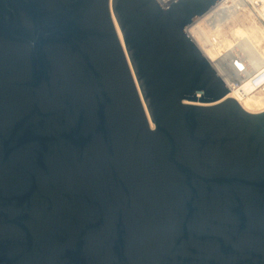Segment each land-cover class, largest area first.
Listing matches in <instances>:
<instances>
[{
    "label": "water",
    "instance_id": "water-1",
    "mask_svg": "<svg viewBox=\"0 0 264 264\" xmlns=\"http://www.w3.org/2000/svg\"><path fill=\"white\" fill-rule=\"evenodd\" d=\"M217 0H0V264H264V110L185 31Z\"/></svg>",
    "mask_w": 264,
    "mask_h": 264
},
{
    "label": "bare ground",
    "instance_id": "bare-ground-1",
    "mask_svg": "<svg viewBox=\"0 0 264 264\" xmlns=\"http://www.w3.org/2000/svg\"><path fill=\"white\" fill-rule=\"evenodd\" d=\"M251 1L252 0H220L214 7L204 12L187 25L188 33L196 39L200 49L226 78L229 76L227 70L232 73H235L238 69L243 72H249L251 69L259 67L264 60V53H262L264 51H262L260 55L257 53L253 56L251 55L254 50L257 49L256 47H258V45H263L264 43V25L261 22V19L264 18V0H256L259 8L258 10L256 9L258 11L256 14L253 13L255 17L258 18V21L260 19L259 22L261 23L257 24V26H253L255 29L250 28L247 35L250 40L256 44L255 48L249 50L248 55L250 56L247 55L239 62L232 59L235 43L232 41L225 43L221 40L222 36L219 33V30H225L230 24L238 22V18L240 19L241 16H243L241 10L249 8V3ZM238 7L242 9H238ZM210 11H212L210 15V24H205L204 22L199 23L198 21L203 19ZM203 26H211L212 29H210L211 31H204ZM229 90L245 110L249 112H261L264 110V86H257L245 77L239 88L229 87ZM258 94L261 96L259 97Z\"/></svg>",
    "mask_w": 264,
    "mask_h": 264
},
{
    "label": "rangeland",
    "instance_id": "rangeland-1",
    "mask_svg": "<svg viewBox=\"0 0 264 264\" xmlns=\"http://www.w3.org/2000/svg\"><path fill=\"white\" fill-rule=\"evenodd\" d=\"M251 2L253 3V6L250 5L249 6L250 9L245 8L244 10H241V13L243 14V16H241L240 19L238 18V20H237L238 22H234V23L230 24V26H229L230 28L228 27L225 30H223V29L219 30V33L222 36L221 37L222 41H224L225 43H229L231 41L233 43H235L234 44L235 49L232 52L233 56L231 58L234 59L235 61H238V62L243 60L244 57H246L248 55V52L250 49L255 48L256 44L254 42H252L247 35H248L250 28L255 29V27H253V26H255V25L257 26V24H260L262 22V19H261V22H259L260 19L258 21V18H256L254 15L258 12L257 10L259 8V6L257 5V1L252 0ZM254 5L256 6V8ZM203 27H204L203 28L204 31H211L210 29H212L211 26H209V27L203 26ZM213 31H215V30H213ZM256 48L258 50L257 49L254 50V52L251 54L252 56L256 53L259 55L264 53V52H262V51H264V43H263V45L262 44L258 45V47H256ZM248 56H250V55H248ZM258 96L260 97L261 95L258 94Z\"/></svg>",
    "mask_w": 264,
    "mask_h": 264
},
{
    "label": "built area",
    "instance_id": "built-area-1",
    "mask_svg": "<svg viewBox=\"0 0 264 264\" xmlns=\"http://www.w3.org/2000/svg\"><path fill=\"white\" fill-rule=\"evenodd\" d=\"M161 4L165 5L166 3H168L170 0H159ZM220 0H217L209 9H211L212 7H214ZM251 6H253V3H249ZM208 9V10H209ZM238 9H242L239 8ZM207 10V11H208ZM206 12V11H205ZM210 11L205 17H203V19L199 20L198 22L200 23H205V24H210L211 19H210V15H211ZM200 16V15H199ZM197 18V17H196ZM195 18V19H196ZM194 19V20H195ZM193 20V21H194ZM192 21V22H193ZM197 22V23H198ZM262 22L264 24V19L262 18ZM191 23V22H190ZM185 31L188 33L187 31V26L185 27ZM189 34V33H188ZM189 36L195 41V43L198 45L196 39H194L192 37V35L189 34ZM199 47V45H198ZM200 48V47H199ZM210 60V59H209ZM211 61V60H210ZM212 65L215 67V65L213 64V62L211 61ZM215 69L217 70V72L220 74V76L223 78V80L226 82V84L229 87H237L239 88L243 82V79L245 77H247L249 80H251V82L257 86H264V60L262 61V63L259 65V67L257 68H253L251 69L249 72H243L242 70L238 69L235 73H232L230 71L227 70L228 72V78L224 77L223 74L215 67ZM229 79V80H228Z\"/></svg>",
    "mask_w": 264,
    "mask_h": 264
}]
</instances>
